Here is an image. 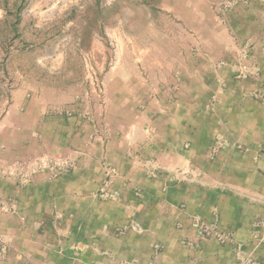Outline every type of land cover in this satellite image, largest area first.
Here are the masks:
<instances>
[{"label": "rangeland", "instance_id": "rangeland-1", "mask_svg": "<svg viewBox=\"0 0 264 264\" xmlns=\"http://www.w3.org/2000/svg\"><path fill=\"white\" fill-rule=\"evenodd\" d=\"M230 3L0 0V260L13 251L19 256L9 264H264V241L238 239L219 218L193 216L187 209L185 218L195 221L192 226L200 236H173L175 229H184L183 218L164 224L180 217L166 205L174 202L166 194L157 200L141 195L134 215L109 203L103 225V199L118 200L116 186L122 184L137 191L171 185L195 204L202 192L215 196L212 191L219 187H212L214 182L202 185L206 179L179 170L170 178L166 174L171 171L164 173L150 159L166 148L147 145L153 130L146 121L160 126L155 132L162 142L167 136L165 109L177 118L185 112L191 101L186 87L194 76L223 75L221 89L227 78L244 89V79L260 77L262 85L251 95L264 102V42L255 48L243 27L235 30ZM249 59L263 66L248 65ZM139 79L155 80V97H121ZM149 105L156 107L154 116L138 114L137 109ZM142 120V148H135L129 133ZM181 133L178 129L175 136ZM127 135L126 145L118 147L121 156L110 159L108 142L120 144ZM71 171L98 178V200L91 203L90 217L84 219L81 213L74 218L70 204L58 211L41 202L31 207L23 225L21 186L53 187L60 175ZM261 182L264 171L261 179H248L249 188L236 187L242 188V202L256 205L258 212L264 206ZM105 183L117 194L103 195ZM212 205L209 200L205 207ZM258 228L264 231L263 216L253 226Z\"/></svg>", "mask_w": 264, "mask_h": 264}, {"label": "crops", "instance_id": "crops-1", "mask_svg": "<svg viewBox=\"0 0 264 264\" xmlns=\"http://www.w3.org/2000/svg\"><path fill=\"white\" fill-rule=\"evenodd\" d=\"M230 1L231 19L235 30L243 27V31L251 35L250 40L252 41L250 42H255L254 45L257 48L260 43L264 42V0ZM246 62L248 65L263 66L260 60L252 61L249 59ZM192 78L190 80V84H192L186 87L191 101L187 103L185 112L177 118L176 113L171 112L168 108L165 109L164 130L167 131V136L163 137L162 142L156 140L158 134L155 130L160 131V126L157 125L158 128H155L156 125L152 123L150 118L147 119L146 124L152 127L153 136L148 137V134H143L146 131L142 134L148 137L146 143L149 147L151 145L159 147V143L160 146L165 145V153H153L150 159L159 168H163L164 173H167L165 169L168 172L171 171L170 175L169 173L166 174L167 176L171 178L174 170L175 172L179 170L180 172H188L186 174L195 178L206 179L202 185L212 181L214 182L212 187L215 189L219 187V189L212 191L215 196L212 197L208 195V192H202L201 197H196L199 204H195L193 198L189 199L191 197H187L186 193H182L180 189L172 188L171 185H154L151 189L144 187L143 190L137 191L132 186L122 184L116 186L121 195L118 200L105 201L103 199V225L107 223L109 214L107 204L109 203H118L121 205L119 209L127 212L126 215H134L136 209L139 208L141 195H152L154 200H157L162 199V194H166L168 196H165L170 202L174 200L173 203H166V205H170L172 210L177 209V212H180V217H170V221L165 219L163 222L165 225L176 224L183 218L181 223L184 225V229H175L172 232V235L179 239L185 235L200 236L199 230L193 227L195 221L189 219L188 222L185 218L190 212L193 216L208 217L212 221L219 218L222 226L233 231L238 239L245 242L264 241V231L261 228H258L260 230L253 229V226L257 225V221H259V217H264L262 214L264 213V206L260 205V212H258L256 205H246L247 203H243V198L240 196L239 189L242 190V188H236L237 183H239V187L243 185L249 188L248 179H261L263 177L264 102L254 99L251 95V90L260 88L263 79L260 77L244 79V89L242 86L237 89V83L234 79L227 78L225 81L228 85L221 89L218 83L221 78H224L223 75L207 76L206 78L194 76ZM154 81L141 79L133 81L135 82L133 88L128 93H123L124 95L121 93V97H127V99L155 97ZM199 108H202V112H198ZM137 111L138 114L147 113L154 116L156 107L149 105L145 109H137ZM142 122L144 121H138L134 124L129 133V141L132 140L135 148H142L139 142V131L145 130L143 128L145 124ZM177 128L182 132L180 137L175 136ZM169 131H173V133H169ZM124 138L126 140H122L120 144L113 143L111 140L108 142L105 152L110 159L116 161V155L117 158L121 156L120 152L122 151L118 147L119 145L120 148L126 145L128 135ZM63 150H65L64 147L61 152ZM96 177L85 171H71L60 175L57 179L58 183L53 187L41 188L28 184L21 186L18 206L23 217L21 218L23 225H27L31 207L34 204L40 205L41 202L58 211L70 204L74 218L82 213L83 218L88 219L92 211L91 203L98 200L94 197L98 190V178ZM261 183L264 190V184ZM218 184H222V186ZM175 192L179 194L173 197ZM259 192L262 191L259 190ZM209 200L213 204L211 209L205 207ZM152 204L157 206L158 203ZM180 205H186L188 208H179ZM187 209L190 211L187 212ZM187 225L191 226L189 230ZM222 253L215 252L213 255H221ZM18 256V253L9 251L3 255L4 260H0V264H9Z\"/></svg>", "mask_w": 264, "mask_h": 264}, {"label": "built area", "instance_id": "built-area-1", "mask_svg": "<svg viewBox=\"0 0 264 264\" xmlns=\"http://www.w3.org/2000/svg\"><path fill=\"white\" fill-rule=\"evenodd\" d=\"M108 174H110V173H108ZM102 192H103V195H114V194H117V191L114 192V191H111L109 189V183H105L103 185Z\"/></svg>", "mask_w": 264, "mask_h": 264}]
</instances>
